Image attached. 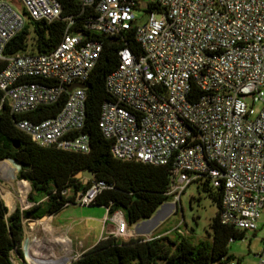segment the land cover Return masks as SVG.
I'll return each mask as SVG.
<instances>
[{"label": "built area", "instance_id": "1", "mask_svg": "<svg viewBox=\"0 0 264 264\" xmlns=\"http://www.w3.org/2000/svg\"><path fill=\"white\" fill-rule=\"evenodd\" d=\"M12 1L0 0V112H34L63 96L51 117L18 118L20 132L38 146L87 154L85 81L102 49L97 36L133 30L140 52L117 51L104 81L111 98L97 120L111 156L167 167L173 203L193 182L219 191V222L256 228L264 206V0H154L158 9L139 17L138 0H73L79 12L64 17L58 0ZM58 20L63 35L50 50L30 49L29 28L26 49L5 53L29 21ZM74 83L84 86L68 90ZM108 188L92 180L74 203L93 205ZM105 210L103 228L110 222V235L127 236L122 212ZM254 256L264 264V237Z\"/></svg>", "mask_w": 264, "mask_h": 264}, {"label": "trees", "instance_id": "2", "mask_svg": "<svg viewBox=\"0 0 264 264\" xmlns=\"http://www.w3.org/2000/svg\"><path fill=\"white\" fill-rule=\"evenodd\" d=\"M58 2L62 7V17L76 14L80 10L79 4L73 0ZM157 9V3L150 0L143 11ZM29 28L32 39L30 49L33 52H46L63 35L64 21H29L9 41L5 53L26 49ZM97 37L102 40V49L85 81L83 130L89 136L90 151L87 154L38 146L15 127L14 122L21 117L37 121L53 116L61 108L63 96L54 104L38 107L34 112L16 115L10 113L5 105L0 112V172H15L17 164L13 161L17 162L20 165L17 178L29 183L30 191L26 201L31 202L26 209L21 210L16 206L8 213L0 197V264H13L10 258L12 251L22 258V218L56 214L67 202L74 204L77 194L84 191L92 180H103L111 184V188L97 195L93 205L108 207V214L120 210L127 224L149 218L169 198L166 193L169 181L167 167L113 158L109 151L111 141L105 139L98 128L100 106L111 98L104 81L117 65V51L127 47L138 55L140 46L133 37V30L125 32L121 37ZM2 66L0 61V69ZM15 142L19 143L18 147L14 146ZM85 169L91 170L93 174L86 183L72 176ZM202 188L208 192L217 208L209 223L210 240L192 243L178 234L173 239L167 234H160L147 239L135 237L126 240L108 235L100 238L68 264H228L231 257L227 254V243L230 239L241 238L245 230L221 224L218 219L220 192H212L205 186ZM67 190L68 194L65 193Z\"/></svg>", "mask_w": 264, "mask_h": 264}, {"label": "rangeland", "instance_id": "3", "mask_svg": "<svg viewBox=\"0 0 264 264\" xmlns=\"http://www.w3.org/2000/svg\"><path fill=\"white\" fill-rule=\"evenodd\" d=\"M16 7V3L9 0ZM150 0H138L140 8L134 10L139 17L143 13L145 4ZM264 99V87H263ZM261 103H257L259 107ZM0 172V197L7 206L8 213L17 206L21 210L31 205L27 202V194L30 185L27 181L17 178V172ZM18 185L26 187L18 190ZM7 189L12 197L11 202H6L3 191ZM214 192L215 190L210 189ZM66 194L69 191H65ZM176 193L169 195L168 200L163 201L154 213L146 219H140L139 227L148 228V234H167L171 239L178 235L189 239L192 243L200 240L211 239L209 223L215 215L216 205L210 199L208 192L201 184L191 183L179 193L178 201L173 203ZM42 198L41 200H44ZM105 207L97 205H80L78 203L68 204L54 215H43L39 218H22L23 237L37 238V245L46 248V244L52 245L56 253L65 252L67 264L79 257L89 245L95 244L103 233V216L106 215ZM48 218V225L39 226L34 229V223ZM33 226V227H32ZM112 229V228H111ZM110 235V234H108ZM107 235V236H108ZM264 237V206L260 209V215L255 229L243 232L241 238H234L227 243V254L237 264H254L257 253L262 245ZM121 239V238H120ZM22 242V241H21ZM46 243V244H45ZM40 247V248H41ZM22 258L15 251L10 253L13 264H31L25 256L22 244H20ZM158 264H162L159 262Z\"/></svg>", "mask_w": 264, "mask_h": 264}, {"label": "bare ground", "instance_id": "4", "mask_svg": "<svg viewBox=\"0 0 264 264\" xmlns=\"http://www.w3.org/2000/svg\"><path fill=\"white\" fill-rule=\"evenodd\" d=\"M13 170V168H11ZM18 190H24L26 187L23 185H18ZM3 196L6 200V202H11L12 197L10 196L7 189H4ZM48 218L36 221L34 225V229H37L39 226L48 225ZM33 227V226H32ZM38 239L37 238H31V237H24L22 240V249L24 250L25 256L29 259V262L31 264H55L58 261V264H63L67 256L65 252L56 253V251L52 248V245L46 244V248L39 247L37 245Z\"/></svg>", "mask_w": 264, "mask_h": 264}, {"label": "crops", "instance_id": "5", "mask_svg": "<svg viewBox=\"0 0 264 264\" xmlns=\"http://www.w3.org/2000/svg\"><path fill=\"white\" fill-rule=\"evenodd\" d=\"M68 205V204H67ZM66 206V205H65ZM64 206V207H65ZM106 215L103 216V218ZM139 220L132 223V224H127V228L129 230V234L125 237H121L123 240H126L128 238H135V237H143V238H150L151 236H153L154 234H148V228H144V227H139L138 224ZM112 228V223L107 222V225H105V228H103V233L101 235V238H105L111 231ZM92 245H89V247H91ZM25 254V253H24ZM58 264V261L55 263Z\"/></svg>", "mask_w": 264, "mask_h": 264}, {"label": "water", "instance_id": "6", "mask_svg": "<svg viewBox=\"0 0 264 264\" xmlns=\"http://www.w3.org/2000/svg\"><path fill=\"white\" fill-rule=\"evenodd\" d=\"M83 86L84 85L81 84V83H74V84L68 85L67 86V89L70 90L73 87H83ZM14 146L15 147H18L19 146V143L15 142L14 143ZM13 162L16 163L18 167H20V165L17 162H15V161H13ZM24 167H27V166H24ZM92 175L93 174H92V171L91 170L85 169L83 171H78V172L74 173L72 176L75 177V178H81L83 180V182L86 183L87 180H89L92 177ZM63 264H67V263L64 262Z\"/></svg>", "mask_w": 264, "mask_h": 264}]
</instances>
